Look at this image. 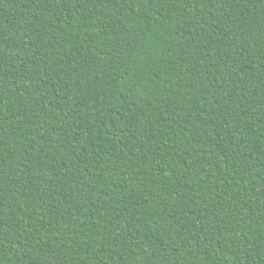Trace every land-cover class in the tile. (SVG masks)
I'll list each match as a JSON object with an SVG mask.
<instances>
[{
	"label": "trees",
	"instance_id": "1",
	"mask_svg": "<svg viewBox=\"0 0 264 264\" xmlns=\"http://www.w3.org/2000/svg\"><path fill=\"white\" fill-rule=\"evenodd\" d=\"M0 264H264V0H0Z\"/></svg>",
	"mask_w": 264,
	"mask_h": 264
}]
</instances>
